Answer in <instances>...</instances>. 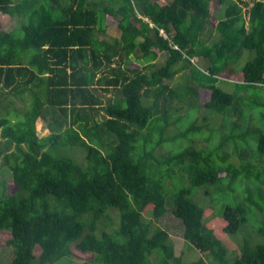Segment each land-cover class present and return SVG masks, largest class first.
<instances>
[{"label": "trees", "instance_id": "obj_1", "mask_svg": "<svg viewBox=\"0 0 264 264\" xmlns=\"http://www.w3.org/2000/svg\"><path fill=\"white\" fill-rule=\"evenodd\" d=\"M211 1L0 0V19L8 14L17 23L0 28V106L7 110L0 111V159L15 185L11 192L0 181V242L10 230L9 264H74L73 245L93 255L84 264H209L206 257L264 264V0H217L222 17L209 41ZM113 23L119 34L111 37ZM157 49L166 52L161 65ZM138 50L145 64L131 67ZM193 58L204 59L202 69ZM188 67L190 84L165 81ZM237 68L243 79L232 84L223 75ZM197 88L210 98L201 101ZM176 98L188 103L183 114ZM191 109L195 116L181 129ZM247 110L254 127L244 123ZM217 114L240 166L222 142L196 145L200 136L212 140ZM38 120L49 132L39 131ZM243 177L256 188L240 191ZM204 185L234 194L217 213L220 230L192 197ZM251 206L263 214L261 226L238 238L232 255L217 231L238 233ZM169 211L183 222L187 248L202 253L198 260L177 254L168 230L145 218Z\"/></svg>", "mask_w": 264, "mask_h": 264}, {"label": "rangeland", "instance_id": "obj_2", "mask_svg": "<svg viewBox=\"0 0 264 264\" xmlns=\"http://www.w3.org/2000/svg\"><path fill=\"white\" fill-rule=\"evenodd\" d=\"M158 3L160 4H164L167 2V0H156ZM254 0H249L250 3H252ZM210 8H211V18L209 21V24L207 25L209 28L211 27L212 29L215 28L218 20L222 17V12H221V6L217 3V0H212L210 3ZM2 19H4L3 22V26H0V28H4L5 29H12L13 27L16 26V20L11 17L8 14H1ZM11 17V18H10ZM6 27V28H5ZM107 32L108 35L114 36V35H118V31L116 30V24H109L108 28H107ZM216 34L215 30L213 29L211 33L204 35L205 38H209V41L212 40V37H214ZM210 35V37H209ZM158 58L156 59L157 65H161L162 63H164L165 58H166V52L164 51H160L158 50ZM194 63L198 64L199 67L201 68V66H203L205 64L204 59L201 58L198 60L197 58H193ZM247 58H245L242 61V65L246 62ZM201 63H204L203 65ZM145 64L143 58H142V52L140 50L136 51V53L133 55L132 57V61L130 63L131 67H143ZM201 65V66H200ZM241 65V66H242ZM190 67L182 70L179 74L174 75L172 78H167L165 79V81L169 84H171L172 86L180 89L183 87V85L186 84H190V82L187 81V79L185 78V73L190 72L191 70L189 69ZM202 69V68H201ZM238 70L234 73V74H229L226 73L223 75V77L228 80V82L232 83V84H236V82L241 81L242 78V74H241V70L240 68H237ZM241 71V72H240ZM222 86L230 91H234L235 90V86L232 84H228L224 81V79L222 78ZM220 80V81H221ZM192 85H194L195 87H197L198 83L196 81H194V83H192ZM181 86V87H180ZM198 92H199V97L201 99V101L207 100L210 98L211 96V91L209 90H203L200 88H197ZM103 95L107 96L108 93H103ZM19 105V102H17ZM6 105L5 102L1 103L0 106V111H2L3 113H6L7 110L2 107H4ZM174 105L179 107V111L177 113L179 114H183L186 111V106L188 105L186 100H179V99H175L174 101ZM252 109V106L248 107L247 109ZM197 110L196 109H191L189 115L185 116L182 118L180 122V128L184 129L185 127L188 126V124L191 122L192 120V116H195V112ZM251 110H247L244 113V123L249 124L251 127H254L255 123H256V119L252 118ZM202 116V115H201ZM236 117H234L235 119ZM223 121V116L220 114H217L215 116H213L211 118V128L214 129V133L212 134V140L210 139H205L203 136H200L199 138H197L196 140V145L200 146L204 149H207L208 146L212 145V144H217V143H223V150L224 151H228V152H232L233 149V145H231V143L227 144V140H225V134L227 133L228 129V125H221ZM37 128L39 129V131L43 134L49 132L48 129H46L47 127L45 126V123L43 120H38L37 121ZM226 141V142H225ZM227 144V145H226ZM168 147H170V144L166 147H161L160 151L167 149ZM81 156V154H80ZM232 160L234 161V163L237 166H240L241 164V157L240 155L237 153H233L231 155ZM264 157H262L261 159H263ZM254 164L256 166H259L260 161L259 160H255ZM225 174V172L223 173ZM1 180H6L9 185H8V189L9 191H15V185L13 184V179H12V172L11 170L6 167L3 166L1 164V159H0V181ZM242 187L239 189L240 191L242 190H246L247 186H251L253 189L256 188V181L254 179H245L243 177L242 179ZM183 186L180 183H175V186L173 187V189L175 187H180ZM261 187L264 189V181L261 183ZM211 188V193L206 194L205 192L207 190H210ZM239 191V192H240ZM234 196L233 192H229V193H224V192H220L218 190L213 189L212 186H208V185H204L201 187H198L195 189L194 191V195L192 196L194 200H196L198 203L204 205L207 209V213H206V220L207 223L215 226V228L217 230H220L223 222H221V219H223L222 216L217 215V213L223 212V207L226 203L230 202L231 198ZM250 206V205H249ZM252 208L251 210V214L249 215V221L248 223H246L242 229L234 234V235H230V234H224L222 232L217 231L221 238H223V240L225 241V243H227V245L229 246V249L232 252V255H237L239 254V243L240 241L238 240V238H240L241 240L243 239V237L245 236V233H247V235H251L252 233L255 232V230L257 228H259L261 226L262 223V219L263 218V214L260 211H257L256 207L251 206ZM259 216V217H258ZM145 218L149 221H152L153 223V228L155 226H161L164 229L168 230V232L170 233V236L175 244V249H176V253L180 254L183 253V257L186 261H195L198 260L200 258V256L202 255V253L196 249L195 247H189L190 249L187 248V246L185 245V241H184V236H183V232H184V225L183 222L181 221V219H179L178 217H176L172 211H169L168 213H166L163 217H161L159 220H155L151 214H146ZM6 232L5 230L2 231L1 233V242H0V264H9L11 262V260L14 257V251L11 245L8 244V239L11 237L9 231ZM257 239H261L260 236H256ZM73 249V255H72V261L74 264H84L85 261L92 259L93 255L89 252H84L81 249H79L78 247H76L75 245H73L72 247ZM36 253H39V248L36 249ZM206 262L209 264H215L213 263V261L211 262L210 259L208 257H206ZM69 264V263H67Z\"/></svg>", "mask_w": 264, "mask_h": 264}, {"label": "bare ground", "instance_id": "obj_3", "mask_svg": "<svg viewBox=\"0 0 264 264\" xmlns=\"http://www.w3.org/2000/svg\"><path fill=\"white\" fill-rule=\"evenodd\" d=\"M11 6H12V5H11ZM14 10H15V9H14ZM23 10H24V9H23ZM5 11H6V10H5ZM10 18H11V17H10ZM17 22H18V21H17ZM111 37H112V36H111ZM12 38H13V37H12ZM97 40H98V39H97ZM98 41H99V40H98ZM113 51H114V50H113ZM72 53H73V51H72ZM64 57H66V56L64 55ZM53 59H54V58H53ZM59 59H60V58H59ZM63 59H64V58H63ZM75 59H76V58H75ZM40 61H41V60H40ZM70 61H71V60H70ZM71 62H72V61H71ZM75 62H76V61H75ZM27 63H28V62H27ZM73 63H74V61H73ZM57 65H58V64H57ZM93 65H94V64H93ZM41 68H42V67H41ZM59 69H61V68H59ZM63 69H65V68H63ZM63 69H62V70H63ZM49 70H50V69H49ZM63 71H64V70H63ZM32 72H33V71H32ZM32 72H31V73H32ZM51 72H52V71H51ZM28 74H29V73H28ZM67 74H68V73H67ZM92 74H93V73H92ZM33 75H34V74H33ZM33 75H32V76H33ZM23 76H24V75H23ZM51 76H52V75H51ZM92 77H93V76H92ZM21 78H23V77H21ZM19 82H20V81H19ZM30 82H31V80H30ZM88 82H89V81H88ZM33 84H34V83H33ZM76 84H79V83H76ZM82 84H83V83H82ZM23 87H24V86H23ZM180 87H181V86H180ZM26 88H27V87H26ZM26 88H25V89H26ZM29 88H31V87H29ZM166 88H167V87H166ZM22 89H23V88H22ZM31 89H32V88H31ZM67 89H68V88H67ZM114 89H115V88H114ZM23 91H24V90H23ZM10 92H11V91H10ZM17 93H19V92H17ZM129 93H130V92H129ZM81 95H82V94H81ZM70 101H71V100H70ZM80 102H81V100H80ZM89 102H90V101H89ZM75 103H76V102H75ZM91 104H92V103H91ZM26 105H27V104H26ZM115 107H116V106H115ZM115 107H114V108H115ZM75 108H76V107H75ZM76 109H77V108H76ZM85 109H86V108H85ZM90 109H91V108H90ZM86 113H87V112H86ZM101 119H102V118H101ZM101 119H100V120H101ZM2 137H3V136H2ZM223 160H224V159H223ZM230 163H231V162H230Z\"/></svg>", "mask_w": 264, "mask_h": 264}, {"label": "crops", "instance_id": "obj_4", "mask_svg": "<svg viewBox=\"0 0 264 264\" xmlns=\"http://www.w3.org/2000/svg\"><path fill=\"white\" fill-rule=\"evenodd\" d=\"M3 22H4V19H2V16H1V19H0V26H3ZM6 28V27H5ZM1 29H4V28H1ZM5 30H8V29H5Z\"/></svg>", "mask_w": 264, "mask_h": 264}, {"label": "built area", "instance_id": "obj_5", "mask_svg": "<svg viewBox=\"0 0 264 264\" xmlns=\"http://www.w3.org/2000/svg\"><path fill=\"white\" fill-rule=\"evenodd\" d=\"M162 33L164 34V36H168V34L166 33V32H164L163 30H162ZM175 47H178L177 45H175Z\"/></svg>", "mask_w": 264, "mask_h": 264}]
</instances>
